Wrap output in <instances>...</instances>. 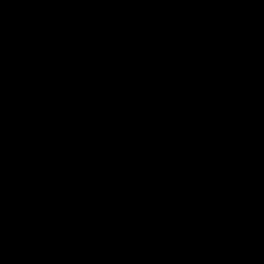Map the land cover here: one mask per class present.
Masks as SVG:
<instances>
[{
	"label": "water",
	"instance_id": "water-1",
	"mask_svg": "<svg viewBox=\"0 0 264 264\" xmlns=\"http://www.w3.org/2000/svg\"><path fill=\"white\" fill-rule=\"evenodd\" d=\"M0 264H264V0H0Z\"/></svg>",
	"mask_w": 264,
	"mask_h": 264
}]
</instances>
